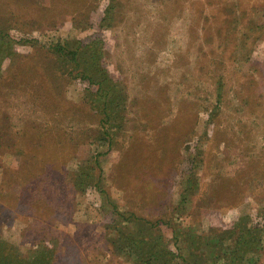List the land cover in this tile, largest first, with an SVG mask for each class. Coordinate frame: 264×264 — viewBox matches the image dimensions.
I'll list each match as a JSON object with an SVG mask.
<instances>
[{"label":"rangeland","instance_id":"1","mask_svg":"<svg viewBox=\"0 0 264 264\" xmlns=\"http://www.w3.org/2000/svg\"><path fill=\"white\" fill-rule=\"evenodd\" d=\"M0 27L14 40L34 39L26 46L15 45L0 60L12 74L33 71L21 92L12 88V97L7 84L0 86V119L6 113L9 123L20 128L33 117L31 99L25 98L37 100L41 87L42 108L52 107L49 122L56 124L55 138L66 146L64 152L53 147V155L63 157L59 165L67 175L64 187L49 186L50 194L43 182L34 187L39 197L54 198L55 207L59 203L57 213L4 204L8 193L23 186L20 157L0 150V206H6L0 213V239L17 255L14 264L42 251L53 264H134L128 245L116 246L115 218L98 188L69 187L80 167H95L98 174L96 160L104 187L120 211L170 220L182 237L189 234L182 251L193 253L192 263L212 264L219 254L230 253L233 247L227 241L221 248L210 242V231L221 233L242 216L248 226L264 232V188L256 186L235 203L223 197L221 179L237 169V152L227 155L223 146L213 148L218 141L210 139L225 124L237 129L240 120H251L250 146L264 149V117L257 123L252 117L264 110V0H0ZM75 39L83 45L99 42L101 64L111 77L107 86L120 91L121 107L110 109L109 119L93 103L97 86L71 76L70 57L60 55L62 61L51 51ZM120 112L121 129L115 124ZM181 112H189L194 132L179 151L177 170L159 177V194L152 204L127 197L128 189L115 183L117 164L129 158L130 148L140 155L165 146L164 138L155 135L159 129L152 134L147 124H165ZM228 132L223 139L235 144L238 137ZM188 188L194 195L188 191L192 199L184 210L178 204ZM161 229L171 241L172 230L165 225ZM261 246L239 263L264 264V235Z\"/></svg>","mask_w":264,"mask_h":264},{"label":"trees","instance_id":"2","mask_svg":"<svg viewBox=\"0 0 264 264\" xmlns=\"http://www.w3.org/2000/svg\"><path fill=\"white\" fill-rule=\"evenodd\" d=\"M25 37L22 36L19 40H14L11 38L7 28L0 27V60L3 58L4 61L8 58L9 51L11 52L15 45L26 46L34 42L33 36ZM51 51L52 53H58V58L62 61L63 58H60V55L70 57L67 66L71 76L97 86V90L91 94L93 103L95 101L99 104V108L102 110L105 119L111 118V110L113 112L118 107H121V101H118L120 91L118 92L116 86H107L111 77L101 64L102 50L99 42L90 41L83 45L80 40L75 39L70 43L66 42L52 46ZM19 71H15L16 73L13 74L9 69L4 71L0 61V86L7 84L9 97L13 96L11 95L12 88H14L13 92H21V84L33 72L27 70ZM36 82H34L33 86H37ZM44 93L45 91L40 87L37 97L35 96L37 100L32 98L31 95L25 98L31 99L32 112L30 114H33V117L26 120L20 128H15L13 123H9L11 119H7L6 113L0 119V150L11 151L20 157V165L18 167L21 171V179H19V186H23L17 191L13 190V193H8L7 197L10 198L6 197L4 204L8 205V207L12 206L15 209L32 208L33 211H36L43 208L57 213L59 203L55 207L54 198L39 197L37 194L41 192L34 189V187H38L36 183L43 182L47 193L50 194L51 191L50 189L48 190L49 186L61 183L64 187L65 182L62 181L67 178L66 173L62 174V167L59 165L62 164L59 162V159L63 157L58 159L56 155H53L54 146L57 147L58 145L62 152L66 150V146L63 142H60L61 140L55 138V134H57L56 124H50L49 122L52 107L46 106L42 108V102L39 100V97ZM249 111L256 113L254 110ZM122 112L115 117V124L119 129L123 125L121 123L123 119ZM188 113H177L165 124H162L163 120L149 121L147 129L153 131L152 134L159 129L155 135L164 138L165 146L160 150L149 148L142 151L140 155H136L138 151L130 148L127 154L129 158L126 161L122 159L117 164L115 172L119 177L115 183H121L123 187L128 189L125 193L127 197H133L136 201L139 200L146 204L154 202L153 198L159 194L158 189L160 184L157 180L161 175V177L166 176L168 178L169 175L172 176L177 170V160L181 159L179 151L191 139L190 135L194 132V123L191 124L192 119ZM252 117L256 118L253 123H257V121L262 122L264 110L260 116ZM212 124L215 125V122L213 121ZM238 124L239 127L237 129H231L230 124H225V128L221 133L213 131L210 136V139L214 138V140L218 141L217 146L213 148L216 149L223 146V151L227 155L231 152H237L234 155L239 163L237 169H235L231 177L226 176L221 179L222 187H226L221 188L222 195H224L223 197L227 195V198H230L232 203H235L238 196L252 192L256 186L260 189L264 188V149H256V147L250 146L251 136L248 135V128L252 124L251 120H248V122L246 120L245 123L240 120ZM159 127L163 128L160 129ZM228 131L238 137L235 144H232L229 139H223L226 136L225 134L229 133ZM63 155L64 153H61V156ZM96 164L99 167V169L97 168L98 174H94L95 167L92 169L80 167L77 174L73 177V187H69L81 191H85L92 186L98 188L101 199L110 205L112 216L115 218L116 227L113 230L118 233L116 236L118 245L116 246L121 249L123 246L128 245V253L134 264H203L191 262L192 259L195 260L191 256L193 253L189 254V256L183 254L182 250L186 244L184 241L188 239L189 234H184L182 237L179 227L175 228L170 220H163L161 218L151 220V218L143 217L134 212L127 213L120 211L118 205L112 200L109 191L104 187V179L101 176L102 170L97 160ZM164 181L167 180L164 179ZM168 183L163 182L164 186L165 184L168 185ZM188 191L192 196L194 195V191L189 190V188L187 192H182L178 204L182 209L187 207L192 199ZM4 207L6 206H0V213L4 212ZM245 220L243 216L240 217L231 228L222 230L221 233H216L215 229L210 231L209 237H212L210 242L214 243L216 247L219 246L221 248L226 241L233 247L230 253L219 254L222 258H219V256L213 258L214 262L212 264H240L239 262L245 259L243 257L246 254L258 251L262 247L264 232L258 226H248ZM163 225L172 230L171 241L166 240L163 235L161 229ZM235 253H238V257L235 256ZM16 256L13 248L0 239V264H14ZM53 262L52 257L47 259V255L42 251L38 256L25 260L21 264H53Z\"/></svg>","mask_w":264,"mask_h":264}]
</instances>
